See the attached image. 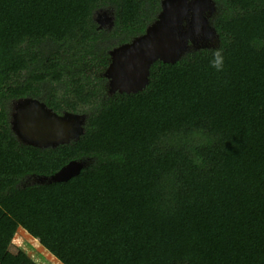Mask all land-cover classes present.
<instances>
[{
    "label": "trees",
    "instance_id": "16d2710c",
    "mask_svg": "<svg viewBox=\"0 0 264 264\" xmlns=\"http://www.w3.org/2000/svg\"><path fill=\"white\" fill-rule=\"evenodd\" d=\"M162 1L0 0V264H41L12 249L19 229L63 264H264V0H214L219 46L109 93L111 50ZM101 9L115 13L108 31ZM24 98L86 114L84 133L20 141L9 104ZM84 158L69 180L21 185Z\"/></svg>",
    "mask_w": 264,
    "mask_h": 264
},
{
    "label": "water",
    "instance_id": "95a60500",
    "mask_svg": "<svg viewBox=\"0 0 264 264\" xmlns=\"http://www.w3.org/2000/svg\"><path fill=\"white\" fill-rule=\"evenodd\" d=\"M210 0H163L158 19L150 24L146 32L131 42L115 47L111 51L112 60L106 70L110 78L111 92H138L150 81L151 66L157 60L176 62L186 52L188 41L200 35L202 29L190 33L179 24L190 10L199 24L205 22L209 36L216 39L217 31L209 26L205 10ZM110 21L114 22L111 11ZM97 20V19H96ZM218 34V33H217ZM15 120L19 140L39 147H54L78 139L84 133L85 118L74 112L62 114L48 107L37 98H24L17 105ZM83 160H73L51 176H41L37 183L66 181L77 175L83 167Z\"/></svg>",
    "mask_w": 264,
    "mask_h": 264
},
{
    "label": "rangeland",
    "instance_id": "374dc122",
    "mask_svg": "<svg viewBox=\"0 0 264 264\" xmlns=\"http://www.w3.org/2000/svg\"><path fill=\"white\" fill-rule=\"evenodd\" d=\"M209 6L210 7L212 6V7L207 13L208 24H209V26H211V27L216 29V27H215L213 22H214V17L219 12L218 5L216 4V2H212L211 1ZM113 14L115 16L114 12H113ZM101 18L103 19L102 13H100V10H97L96 14H95V19H97L96 21L99 23V25L102 28L106 29L107 31L112 29L114 22L112 23V22H109V21H102ZM104 18H105V16H104ZM188 20H189V18H186V16H185L184 21H188ZM185 24H186V22H185ZM216 35H218V40H216L215 42H209L205 46H209V47L219 46L220 43H221L220 42V37H219V34L216 33ZM199 47L200 46L196 45V43L192 39H190L188 41V48H187L188 51L199 49ZM103 74L106 75V71ZM106 84H107V87H108V92L112 93L111 92V87H110V78L109 77H107ZM19 102H20V100H12L10 102V104H9L11 126L13 128L14 133L16 134V136L18 138H19V135H18L17 126H16L15 113H16L17 105L19 104ZM83 116L86 119V117H87L86 114H84ZM82 160H83L85 165H89V164H91L93 162L92 158H84ZM41 180H42L41 177H38V176H35V175L27 176V177H25L22 180L21 185H27V184H30V183H36V182L41 181ZM18 248L19 249L23 248L24 250H27L28 252H30L35 257V259L37 261H39L41 264H63L52 253H50L48 251V249H46V247H44V245H42L41 243L35 242L31 238V236L29 235L28 232H26L24 230H21V229H19V231H18V233H17V235H16V237L14 239L13 245H12V249L13 250H17Z\"/></svg>",
    "mask_w": 264,
    "mask_h": 264
},
{
    "label": "flooded vegetation",
    "instance_id": "af4514ba",
    "mask_svg": "<svg viewBox=\"0 0 264 264\" xmlns=\"http://www.w3.org/2000/svg\"><path fill=\"white\" fill-rule=\"evenodd\" d=\"M189 1H191V0H189ZM210 1H212V2H214V0H210ZM212 7V6H211ZM211 7L208 5L207 6V10H205V16H206V18H207V13H208V11L211 9ZM108 11H112V10H109V9H101L100 10V13H102V17H103V19L101 18V20L102 21H109V22H111L110 21V13L111 12H108ZM189 14H187L186 15V18H189V20L188 21H184L183 20V22H182V25H180L182 28H186L188 25H189V23H191L192 22V19H193V17H194V12H193V10H190L189 12H188ZM111 15H112V13H111ZM104 16H105V18H104ZM101 21V22H102ZM185 22H186V24H185ZM218 33V32H217ZM213 36H209V34H204V35H201V33H200V35H194V36H192V37H190V39H192L195 43H196V45H198V46H200L199 48H204V47H209V46H205V45H207L209 42H215L216 40H218V37L216 36V39L215 40H213V38H212ZM189 39V40H190Z\"/></svg>",
    "mask_w": 264,
    "mask_h": 264
},
{
    "label": "bare ground",
    "instance_id": "6f19581e",
    "mask_svg": "<svg viewBox=\"0 0 264 264\" xmlns=\"http://www.w3.org/2000/svg\"><path fill=\"white\" fill-rule=\"evenodd\" d=\"M108 12H111V11H108ZM186 13H188V11ZM110 16H111V13H110ZM179 25H182V23H180ZM195 29L196 30L202 29L201 35L209 33V27L205 22H202L201 24H199V21L193 18L192 22L189 23V25L186 27V30H188L190 33H194ZM38 177H41V176H38ZM40 240H41L40 238L37 239L38 242H40Z\"/></svg>",
    "mask_w": 264,
    "mask_h": 264
},
{
    "label": "clouds",
    "instance_id": "9594fccd",
    "mask_svg": "<svg viewBox=\"0 0 264 264\" xmlns=\"http://www.w3.org/2000/svg\"><path fill=\"white\" fill-rule=\"evenodd\" d=\"M212 66L216 68L218 71L223 69L224 57L222 49L215 50L213 54Z\"/></svg>",
    "mask_w": 264,
    "mask_h": 264
}]
</instances>
